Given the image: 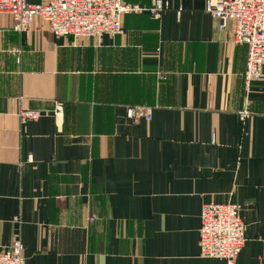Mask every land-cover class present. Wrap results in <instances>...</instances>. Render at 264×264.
<instances>
[{"label": "crops", "instance_id": "1", "mask_svg": "<svg viewBox=\"0 0 264 264\" xmlns=\"http://www.w3.org/2000/svg\"><path fill=\"white\" fill-rule=\"evenodd\" d=\"M164 1L160 20L126 15L101 38L56 37L41 18L19 33L0 14V251L20 239L26 264H227L201 256V213L236 204L235 264H264V78L245 80L248 48L207 0ZM22 110L47 114L23 127Z\"/></svg>", "mask_w": 264, "mask_h": 264}, {"label": "built area", "instance_id": "2", "mask_svg": "<svg viewBox=\"0 0 264 264\" xmlns=\"http://www.w3.org/2000/svg\"><path fill=\"white\" fill-rule=\"evenodd\" d=\"M169 9V2L156 0L151 7L130 5L124 0H0V14H9L14 20L13 30L27 33L37 18L48 24L49 32L56 37L78 39L117 36L123 33V18L126 15L148 13L160 20ZM205 11L219 22L224 31L233 25V42L248 48L245 80L258 81L264 78V0H207ZM143 112L151 119V109L134 107L127 112L129 118ZM47 113L22 110L19 113L21 126L36 122ZM50 114L62 118L64 104L55 102ZM246 123L251 113L246 106L238 113ZM18 220V218H17ZM246 226L236 204H206L201 213L200 248L203 258L219 259L235 264L243 250ZM24 246L17 239L11 246L0 251V264H26Z\"/></svg>", "mask_w": 264, "mask_h": 264}]
</instances>
